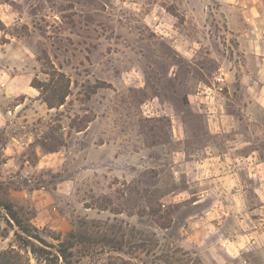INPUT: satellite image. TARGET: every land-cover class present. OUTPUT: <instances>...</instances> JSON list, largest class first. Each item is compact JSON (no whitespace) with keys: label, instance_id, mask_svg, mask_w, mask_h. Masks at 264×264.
Instances as JSON below:
<instances>
[{"label":"rangeland","instance_id":"rangeland-1","mask_svg":"<svg viewBox=\"0 0 264 264\" xmlns=\"http://www.w3.org/2000/svg\"><path fill=\"white\" fill-rule=\"evenodd\" d=\"M0 16V264H261L264 206L230 218L201 160L240 139L228 186L264 203V0H0Z\"/></svg>","mask_w":264,"mask_h":264},{"label":"crops","instance_id":"crops-1","mask_svg":"<svg viewBox=\"0 0 264 264\" xmlns=\"http://www.w3.org/2000/svg\"><path fill=\"white\" fill-rule=\"evenodd\" d=\"M3 15H4V12H3ZM9 13H6L5 17H9ZM0 19L3 20V17L0 16ZM12 43L11 42H2L0 43V52L2 51V47H5V49H8L9 46H11ZM7 77V76H6ZM4 75L3 76H0V81H3L0 85H2V88H0V91H2L0 93L3 94V93H6L5 95H8V90H10V87H9V84L10 82H12V80H9L7 79ZM6 85V86H5ZM25 94L24 95H29V92L26 91L24 92ZM8 113H12L11 110H8L7 111ZM6 113H4L3 111H0V126L2 124H5L7 122V117H6ZM236 124L235 123H232V124H229L227 125L226 128H223L221 126L220 128V125H219V128L217 130H219L220 132H222L223 130H226V131H232V130H236ZM215 130V129H214ZM238 131H240V128H238ZM242 143H241V140L240 139H225V141H222L219 139V145H215L214 147L210 146L209 147V152H208V156L205 157L203 160H201V162H203V164H206V163H210L211 165H214V167H216L218 164L220 166H222V171H220L217 168L214 169L213 166H211V174L209 176V180L210 182H213L214 184V187L209 189L208 188V194H211V195H214L216 196L215 199H216V203L219 202V204H221L222 208L224 210V212H226L227 215H230V218H232L230 211H232L233 209L237 210L238 213L234 212V215H236V218L238 220H240L241 216H244L245 213L243 214V212H246L247 210L248 211H251V210H260L263 206H264V203H258V205H255V206H252V205H247L245 203V200L243 198V195H244V191L243 189L244 188H234L233 190L230 189V187L228 186V180H229V175L227 174V171H229L227 169V166H226V162L228 161V158L230 157L229 155H231V152H236V153H242L241 152V146ZM222 148V149H221ZM15 156H9L6 158V162H4L3 164L4 165H8V163H11L12 162V159L14 158ZM242 156L238 155V158H241ZM209 164V165H210ZM223 166H226V168H224ZM223 182V183H222ZM242 189V190H241ZM220 196H222L220 198ZM238 199L240 200V202H238L237 204H233V199ZM213 209V208H212ZM215 211L217 209H214ZM224 219H227L226 217ZM262 220L263 218H260L259 217H256V216H253L250 218V220H252L253 223H255L257 220ZM253 233H256L255 235H257L256 237V240H257V247H259V257H261V264H264V231L263 230H256V231H252ZM251 233V231H250ZM257 233H260V236H258ZM262 233V234H261ZM253 241H249L248 244H252ZM238 246H236V241H235V244L232 245L233 248H232V251L235 252V251H238L240 249H242V247L244 245H246V242H238L237 243ZM247 246V245H246ZM238 247V248H237ZM245 261V260H244ZM246 262V261H245Z\"/></svg>","mask_w":264,"mask_h":264},{"label":"trees","instance_id":"trees-1","mask_svg":"<svg viewBox=\"0 0 264 264\" xmlns=\"http://www.w3.org/2000/svg\"><path fill=\"white\" fill-rule=\"evenodd\" d=\"M5 209H9V206H3ZM11 215V214H10ZM11 217L13 218V219H15L14 218V216L13 215H11ZM16 221V220H15ZM34 255H36V256H39L40 254H39V252H38V250L36 249V248H34V247H31V250H30ZM1 260V259H0ZM9 260H10V258L9 259H7V262H9ZM0 263H1V261H0Z\"/></svg>","mask_w":264,"mask_h":264}]
</instances>
